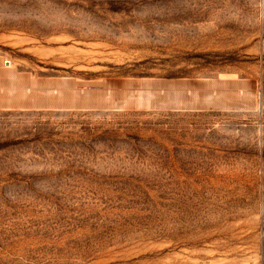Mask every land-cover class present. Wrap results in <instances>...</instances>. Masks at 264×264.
<instances>
[{
    "label": "rangeland",
    "instance_id": "rangeland-1",
    "mask_svg": "<svg viewBox=\"0 0 264 264\" xmlns=\"http://www.w3.org/2000/svg\"><path fill=\"white\" fill-rule=\"evenodd\" d=\"M0 264H264V0H0Z\"/></svg>",
    "mask_w": 264,
    "mask_h": 264
}]
</instances>
